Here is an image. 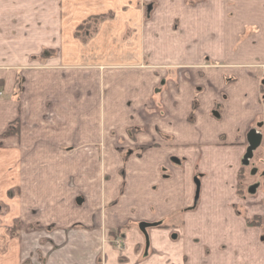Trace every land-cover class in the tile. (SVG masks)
Segmentation results:
<instances>
[{
    "label": "rangeland",
    "instance_id": "rangeland-1",
    "mask_svg": "<svg viewBox=\"0 0 264 264\" xmlns=\"http://www.w3.org/2000/svg\"><path fill=\"white\" fill-rule=\"evenodd\" d=\"M188 2H148L152 9L143 23L149 21L145 51L140 48V35L130 32L118 35L112 49H93L98 22L89 18L88 28L84 22L81 30H75L87 43L78 51L46 52L40 41L43 36L36 35L35 50L5 52L0 69L17 75L10 87L0 88V125L13 124L14 131L12 136L0 137V264H140L137 258L145 250L144 242L131 222H143L139 209L146 205V189L155 186L146 179L156 173L141 160L158 148L151 137L155 138L158 124L167 117L169 97L177 93L175 100L183 108L182 96L193 86L189 78L194 69L189 67L184 32L189 26ZM11 6L9 0L0 2L2 16L10 18L4 23L14 17ZM20 12L14 17L16 23L6 26L21 36L40 34L50 23L39 10L29 18L31 11ZM173 27H181L182 38L181 61L176 66L130 65L141 58L149 65L161 64L160 49L154 48ZM131 38L139 42L132 50L126 42ZM172 71H178L182 80ZM188 121L194 123L192 114ZM76 126L81 130L78 134L73 132ZM263 150L243 157L237 174L241 193L236 189V211L246 223L260 221L264 236V216L244 209L252 198L249 188L264 187ZM181 159L175 157L170 163L186 170L187 163Z\"/></svg>",
    "mask_w": 264,
    "mask_h": 264
},
{
    "label": "crops",
    "instance_id": "crops-1",
    "mask_svg": "<svg viewBox=\"0 0 264 264\" xmlns=\"http://www.w3.org/2000/svg\"><path fill=\"white\" fill-rule=\"evenodd\" d=\"M9 1L14 17H18V11H31L28 17L39 10L48 15L51 24L47 23L40 34H22V37L20 32L6 26V23L15 24L16 18L4 23L9 17H3L5 11L0 10V66L3 67L5 52L35 50L36 35L43 36L40 41L44 42L46 52L67 53L84 48L87 43L75 30L84 22L88 28L89 18H99L91 41L93 49L99 52L107 46L112 49L116 37L127 32L140 35L141 51L148 45L149 21L143 23L152 9L148 5L150 0ZM188 3L189 26L184 32L188 35L189 67L194 69L189 78L193 86L185 97L181 95L183 108L175 100L177 93L169 97L167 117L158 124L155 138L151 137L158 148L150 153L143 151L141 161L151 165L156 173L146 179L155 186L146 189V205L139 209L143 222H131L139 228L145 248L137 259L140 264H264L261 227L248 226L236 211L237 174L252 131L261 136L260 145L264 149V0H189ZM180 10L177 9L179 15ZM177 18V14L173 16V20ZM36 24L39 27L42 21ZM179 29L171 28L161 44L155 46V51L160 49L161 64L158 61L149 65L141 58L130 65L176 66L174 63L181 61L182 56ZM126 42L131 44V50L134 43L139 45L132 38ZM23 43L29 46L24 48L25 45H20ZM172 72L182 80L178 71ZM16 75L0 69L3 87H10ZM29 75L35 78L34 73ZM197 105L200 107L195 108ZM191 114L193 124L188 121ZM6 128L2 122L0 137H4ZM79 131L76 126L73 132ZM179 147L189 151L185 153ZM175 157L187 163L186 170L181 171L170 163ZM250 196L251 202L244 203V209L252 210V215L264 216V187L253 190ZM134 214L138 216V210Z\"/></svg>",
    "mask_w": 264,
    "mask_h": 264
},
{
    "label": "water",
    "instance_id": "water-1",
    "mask_svg": "<svg viewBox=\"0 0 264 264\" xmlns=\"http://www.w3.org/2000/svg\"><path fill=\"white\" fill-rule=\"evenodd\" d=\"M248 143H249V148L247 150L246 158L251 157L253 154V151H255L260 146L261 136L255 133L254 131H252L248 136ZM196 184H197V188L199 189V183L196 182Z\"/></svg>",
    "mask_w": 264,
    "mask_h": 264
},
{
    "label": "trees",
    "instance_id": "trees-1",
    "mask_svg": "<svg viewBox=\"0 0 264 264\" xmlns=\"http://www.w3.org/2000/svg\"><path fill=\"white\" fill-rule=\"evenodd\" d=\"M91 19H94V20H98L99 18H91ZM83 28V26H79L78 28H77V30H81ZM4 84H3V82L2 81H0V88L3 86ZM17 122L18 121H15L14 123L15 124H17ZM13 124H10L9 126H8V128H7V130H6V132L4 133V135L3 136H6V137H8V136H12V134L14 133V131H13V129H12V126ZM17 130V129H16ZM15 130V131H16ZM19 132V131H18ZM18 132H16V133H18ZM241 171V170H240ZM239 188L241 189V187H238V193H241V191L239 190ZM247 225L248 226H261V222L260 221H256V222H254V221H247Z\"/></svg>",
    "mask_w": 264,
    "mask_h": 264
},
{
    "label": "flooded vegetation",
    "instance_id": "flooded-vegetation-1",
    "mask_svg": "<svg viewBox=\"0 0 264 264\" xmlns=\"http://www.w3.org/2000/svg\"><path fill=\"white\" fill-rule=\"evenodd\" d=\"M261 147H262V146L260 145L255 151H253V153L256 152L257 150H259ZM243 161H244V159H243ZM263 164H264V161H263ZM240 169H241V168H240ZM262 173H264V170L261 171V174H262ZM263 175H264V174H263ZM237 178H238V176H237ZM196 182L199 183V180L196 179V180H195V184H196ZM199 186H200V183H199ZM256 186H257V184H255L254 187H250L248 192L251 194V193L253 192V190H256V188H255ZM196 187H197V184H196ZM236 189H238V187H237ZM236 192H237V190H236ZM197 195H198V194H197ZM241 195H242V194H241ZM242 197H243V195H242ZM253 227H261V226H253ZM262 240L264 241V236H263Z\"/></svg>",
    "mask_w": 264,
    "mask_h": 264
}]
</instances>
